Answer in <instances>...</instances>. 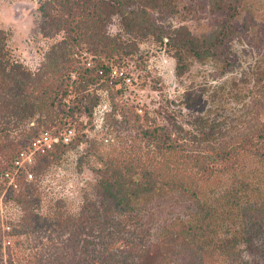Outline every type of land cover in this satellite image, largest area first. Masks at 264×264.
Here are the masks:
<instances>
[{
    "label": "trees",
    "instance_id": "16d2710c",
    "mask_svg": "<svg viewBox=\"0 0 264 264\" xmlns=\"http://www.w3.org/2000/svg\"><path fill=\"white\" fill-rule=\"evenodd\" d=\"M250 1L211 0L222 17L194 33L156 21L154 14L179 13L178 0H38L41 33L53 40L36 70L12 56L0 27V204L18 209L7 226L22 248L11 263L183 264L191 255L197 264H264V56L240 78L192 82L179 100L152 106L117 98L110 77L113 67L138 62L149 34L174 57L179 80L194 62L226 71L234 65L228 41ZM67 128L68 141H38ZM72 154L76 170L89 168L93 179L75 200L48 198L43 179ZM159 200L169 209L152 226L149 205ZM179 203L189 204L177 211Z\"/></svg>",
    "mask_w": 264,
    "mask_h": 264
},
{
    "label": "rangeland",
    "instance_id": "374dc122",
    "mask_svg": "<svg viewBox=\"0 0 264 264\" xmlns=\"http://www.w3.org/2000/svg\"><path fill=\"white\" fill-rule=\"evenodd\" d=\"M178 1L179 13L154 14L158 24L162 25L165 29L171 30L176 26L185 24L194 33L209 32L218 24L220 17H222L218 12L211 11V0ZM250 4L252 14H248L250 8L246 7V10L236 20L238 33L228 41L231 58L234 61L232 67L225 69L226 71L223 72L221 63L216 62L215 64L212 61L205 63L194 62L190 71L185 74L183 79L179 80L175 75L174 57L167 50L163 42L157 41L149 34L140 40L141 58L137 60L138 62L130 61L129 66L127 64L122 69H118L117 67L112 68L110 77L111 80L113 78L116 79V81L114 80L115 89L119 92L117 98L123 97L129 99L131 102L135 100L140 104L147 103L152 106L161 97L179 100L186 86L192 82L197 84H215L229 80L232 76L240 78L246 74L251 66L260 62L264 56V0H251ZM40 21L41 12L38 0H0V27L8 31V45L11 54L32 70L38 68L49 44L53 40L42 35ZM110 31L112 33L120 31L118 20L113 19L110 24ZM122 72L124 74L127 72L126 77L119 79ZM242 84L241 86L245 88V84ZM102 91L104 90L99 89V92ZM102 94L104 98L101 100L102 103L94 115L96 125L99 124L98 129L103 121L104 108L108 105V99L104 95L105 92ZM197 109L195 105L187 106L185 109V119L186 117L190 118L189 114L194 113ZM235 118L238 117L234 114L232 119ZM233 122L234 126H236V123H239V119ZM61 134L64 140L68 141L74 132L72 129L67 128L60 134L55 135L45 130L41 133L38 141L39 143L41 141L47 144L52 141H59L58 137ZM33 151L24 152L22 156L20 155V165L18 166L30 161ZM73 156L72 154L69 162L56 167L43 179V185H45L48 198L61 194L65 198L75 200L78 198L79 191L85 185L86 180L93 179L94 175L89 168L86 167L83 172L76 170ZM11 181L13 182V179ZM164 201L166 200H159L149 205L150 212L154 213L152 215L154 223L152 226L160 222L166 215L165 210L169 209L164 206ZM179 204H177L178 208L174 207L177 211L188 207L189 203ZM18 214V209L12 203L0 204V264H23L18 259L12 263L10 262L16 253L22 251V248L15 247L16 241L10 235L12 229L7 226V222L16 218ZM10 238L12 239L11 244H9ZM37 249L40 252L41 258H47L46 256L49 253L44 251L41 245ZM68 251L72 254L70 247ZM242 253L244 255L251 254L245 252V250ZM194 258L189 255L188 260L182 261V263L197 264ZM33 264L38 263L33 262ZM213 264L231 263L228 260H222Z\"/></svg>",
    "mask_w": 264,
    "mask_h": 264
}]
</instances>
